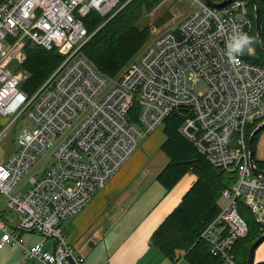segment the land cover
<instances>
[{
    "label": "built area",
    "instance_id": "obj_1",
    "mask_svg": "<svg viewBox=\"0 0 264 264\" xmlns=\"http://www.w3.org/2000/svg\"><path fill=\"white\" fill-rule=\"evenodd\" d=\"M192 1L175 27L149 38L112 79L81 50L90 36L82 17L96 10L106 21L121 0H0V115L30 122L0 164V194L7 209L20 214L15 227L0 217V247L20 244L43 264H88L67 241L64 220L78 214L139 140L176 109L183 114L179 133L211 164L235 175L222 190L225 204L200 233L210 253L238 264L233 245L248 231L240 205L264 231V176L253 172L248 151V127L264 120V63L244 58L254 47L237 60L226 55L233 30L250 35L252 19L245 0L219 7ZM26 37L62 57L33 93L20 87L28 72L10 66L13 58H25ZM46 156L49 165L38 167L22 189V178ZM21 231L52 244H26Z\"/></svg>",
    "mask_w": 264,
    "mask_h": 264
},
{
    "label": "trees",
    "instance_id": "obj_2",
    "mask_svg": "<svg viewBox=\"0 0 264 264\" xmlns=\"http://www.w3.org/2000/svg\"><path fill=\"white\" fill-rule=\"evenodd\" d=\"M163 0H121L122 7L108 20L96 10L82 17V22L90 34L81 50L94 62L96 67L109 78H117L129 61L142 49L151 37V25H141V20L151 13ZM220 2L222 0H215ZM248 15L252 19L250 35L255 47L254 55L244 58L264 63V51L255 31V8L252 0H245ZM262 39L264 42V2L257 0ZM162 22V20L158 21ZM159 24V23H157ZM25 60L23 68L28 72L20 87L26 93L35 92L61 62V55L55 49H45L32 39H24ZM183 121L182 109L173 110L164 120L166 139L162 150L168 157L165 167L158 173V181L170 190L188 171L195 175V182L182 196L172 212L154 230L151 242L160 252L174 259L183 256L190 264H224L223 260L210 253L207 243L200 236L203 227L220 211L219 200L222 190L233 183L234 172L216 167L201 155L194 145L179 133ZM259 121L248 127V134ZM264 127L253 135L252 149L255 165L264 169V161L255 157L258 135ZM249 140V138H248ZM245 218L248 231L237 239L233 252L238 264H246L250 244L262 233L249 209L239 206ZM264 264V261L254 262Z\"/></svg>",
    "mask_w": 264,
    "mask_h": 264
},
{
    "label": "crops",
    "instance_id": "obj_3",
    "mask_svg": "<svg viewBox=\"0 0 264 264\" xmlns=\"http://www.w3.org/2000/svg\"><path fill=\"white\" fill-rule=\"evenodd\" d=\"M7 121L8 116L0 115V127ZM165 139L163 126L141 138L134 153L104 187L93 193L78 214L64 220L67 241L88 264H190L181 255L174 259L163 255L151 242L154 230L178 205L196 178L188 171L170 190L158 181V173L168 162L162 150ZM255 157L264 161V129L257 138ZM5 201V196L0 194V217L15 227L20 214L7 209ZM20 236L26 244L40 241L45 247L52 244L50 239L35 232L21 231ZM259 261H264V239L254 250V262ZM0 264L43 263L26 256L22 245L6 243L0 247Z\"/></svg>",
    "mask_w": 264,
    "mask_h": 264
},
{
    "label": "rangeland",
    "instance_id": "obj_4",
    "mask_svg": "<svg viewBox=\"0 0 264 264\" xmlns=\"http://www.w3.org/2000/svg\"><path fill=\"white\" fill-rule=\"evenodd\" d=\"M195 6L192 0H163L151 13L147 14L140 22L141 25L149 23L151 25V37L175 27L178 21L184 17ZM162 20V22H158ZM159 23V24H157ZM253 46V45H252ZM254 47V46H253ZM255 48V47H254ZM25 58L22 61H17L14 58L10 62V66L17 72L25 69L22 66ZM8 121L0 127V162L5 161L9 155L17 148L18 134L30 125L29 119L26 116H21L12 121L14 114H9ZM164 125V124H163ZM16 150V149H15ZM39 160L30 171L22 178L20 184L26 187L28 185V177L36 174L40 166L44 168L49 165L50 158L48 156ZM220 204L223 206L226 198L221 195Z\"/></svg>",
    "mask_w": 264,
    "mask_h": 264
},
{
    "label": "water",
    "instance_id": "obj_5",
    "mask_svg": "<svg viewBox=\"0 0 264 264\" xmlns=\"http://www.w3.org/2000/svg\"><path fill=\"white\" fill-rule=\"evenodd\" d=\"M209 6H214V7H219L227 3L229 0H222L220 2H217L215 0H204ZM255 8V31L257 38L259 40V43L264 51V42L262 39V26H261V21H260V15H259V9H258V4L257 0H252ZM264 127V120L260 121L257 126L252 130L250 136H249V162L252 167V170L255 174H261L264 176V169H260L255 165L254 162V154H253V149H252V141H253V135L254 133ZM264 239V231L250 244L249 249H248V255H247V261L246 264H254V250L256 246Z\"/></svg>",
    "mask_w": 264,
    "mask_h": 264
},
{
    "label": "clouds",
    "instance_id": "obj_6",
    "mask_svg": "<svg viewBox=\"0 0 264 264\" xmlns=\"http://www.w3.org/2000/svg\"><path fill=\"white\" fill-rule=\"evenodd\" d=\"M253 38L247 33L233 30L229 40L226 42V55L230 60H237L245 52L254 53Z\"/></svg>",
    "mask_w": 264,
    "mask_h": 264
},
{
    "label": "bare ground",
    "instance_id": "obj_7",
    "mask_svg": "<svg viewBox=\"0 0 264 264\" xmlns=\"http://www.w3.org/2000/svg\"><path fill=\"white\" fill-rule=\"evenodd\" d=\"M35 42V41H34ZM36 43V42H35ZM37 44V43H36ZM249 141V140H248ZM248 151H249V142H248ZM215 166V165H214ZM216 167H219V166H216ZM1 216V215H0ZM6 221V220H5Z\"/></svg>",
    "mask_w": 264,
    "mask_h": 264
}]
</instances>
